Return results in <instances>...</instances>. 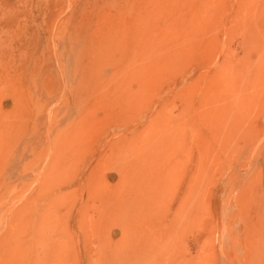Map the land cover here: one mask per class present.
Instances as JSON below:
<instances>
[{
    "label": "rangeland",
    "instance_id": "obj_1",
    "mask_svg": "<svg viewBox=\"0 0 264 264\" xmlns=\"http://www.w3.org/2000/svg\"><path fill=\"white\" fill-rule=\"evenodd\" d=\"M130 1L0 0V264H264V0Z\"/></svg>",
    "mask_w": 264,
    "mask_h": 264
},
{
    "label": "bare ground",
    "instance_id": "obj_2",
    "mask_svg": "<svg viewBox=\"0 0 264 264\" xmlns=\"http://www.w3.org/2000/svg\"><path fill=\"white\" fill-rule=\"evenodd\" d=\"M124 1H125V0H124ZM133 1H134V0H132V2L130 1V3H132V5H130V3H129V5H128V7H129V6H132V8L129 7V8H130L129 10H131V9H132V10H134V9L136 10V7H137V6H138L140 9H142V8H141L142 5H143V4H142V3H143L142 0H141V1L139 0L140 2H138L137 0H135V1L138 2V3H136V4H134L135 2L133 3ZM114 2H115V1H114ZM144 2H145V0H144ZM146 2H147V1H146ZM139 3H140V5H141V7L139 6ZM127 4H128V2H127ZM133 4H134V5H133ZM135 5H136V6H135ZM133 6H134V7H133ZM128 7H127V8H128ZM125 8H126V7H125ZM133 8H134V9H133ZM143 8H144V7H143ZM140 9H139V10H140ZM145 9H146V7H145ZM147 9H148V8H147ZM135 10H134V11H135ZM136 11H138V10H136ZM142 13H144L143 10H142ZM142 13H141V15H142ZM121 16L123 17V15H121ZM142 16L144 17V15H142ZM143 17H142V18H143ZM144 18H145V17H144ZM145 23H146V20H145ZM108 24H109V22H108ZM119 25H120V24H119ZM101 26H102V25H101ZM105 26H106V25H104V27H105ZM116 27H117V26H116ZM117 28H118V27H117ZM111 29H112V28H111ZM111 29H110V31H111ZM101 30H102V29H101ZM106 30H107V29H106ZM113 30H114V28H113ZM107 31H108V30H107ZM110 33H111V32H110ZM117 33H118V32H117ZM100 36H101V35H100ZM103 36H104V35H103ZM108 38H109V37H108ZM114 38H115V37H114ZM106 40H108V39H106ZM108 41H109V40H108ZM86 42H87V41H86ZM98 42H99V41H98ZM102 42H103V41H102ZM110 42H111V41H110ZM123 42H124V41H123ZM94 44H95V43H94ZM121 44H122V42H121ZM122 45H123V44H122ZM124 45H126V44H124ZM96 46H97V45H96ZM114 46H115V45H114ZM94 48H96V47L93 46V49H94ZM103 48H104V47H103ZM112 48H113V47H112ZM121 48H122V47H121ZM99 50H100V49H99ZM92 51H93V50H92ZM101 51H102V50H101ZM111 51H112V50H111ZM88 52H90V50H89ZM94 52H96V51H94ZM98 52H99V51H98ZM102 52H103V51H102ZM105 52H106V51H104V53H105ZM104 53H103V54H104ZM91 54L94 55L95 58L98 57L97 55H95V53H94V54L91 53ZM87 55H89V54H87ZM87 55H86V57H87ZM99 55H100V53H99ZM94 56H93V57H94ZM113 56H114V55H113ZM116 56H117V55H116ZM120 56H123V55H120ZM91 58H92V56H91ZM117 58H118V57H117ZM92 59H93V58H92ZM92 59H90V60H92ZM111 59H112V58H111ZM121 60H122V59H121ZM131 60H132V59H131ZM93 61H94V59H93ZM97 61H100V59H99V60L97 59ZM128 61H129V59H127V62H128ZM86 62H87V61H86ZM125 62H126V60H125ZM127 62H126V63H127ZM87 63H88V62H87ZM110 63H111V61H110ZM124 64H125V63H124ZM80 65H81V64H80ZM111 65H112V64H111ZM85 67H86V66H85ZM82 71H83V70H82ZM118 73H119V72H118ZM130 73H131V70H130ZM86 80H87V79H86ZM121 81H122V80H121ZM115 101H116V100H115Z\"/></svg>",
    "mask_w": 264,
    "mask_h": 264
}]
</instances>
